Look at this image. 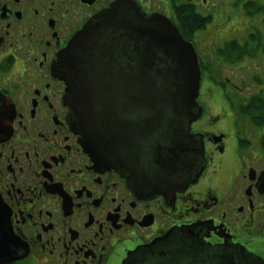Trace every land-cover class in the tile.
<instances>
[{"label":"flooded vegetation","instance_id":"1","mask_svg":"<svg viewBox=\"0 0 264 264\" xmlns=\"http://www.w3.org/2000/svg\"><path fill=\"white\" fill-rule=\"evenodd\" d=\"M118 1L176 26L185 3L0 0V96L8 102L0 111L9 118L0 136V198L26 247L18 263L122 264L138 250L143 255L135 264H180L169 249L182 240L195 244L202 264H264V157L255 154L252 135H237L235 127H191L203 143L198 180L184 192L150 199L83 152L68 123L66 87L52 67L70 38ZM187 2L197 11L207 4ZM220 41L215 34L210 48ZM241 143L247 146L242 152ZM213 175L217 184L231 177L224 190Z\"/></svg>","mask_w":264,"mask_h":264},{"label":"water","instance_id":"2","mask_svg":"<svg viewBox=\"0 0 264 264\" xmlns=\"http://www.w3.org/2000/svg\"><path fill=\"white\" fill-rule=\"evenodd\" d=\"M126 10L132 11L129 16ZM53 73L68 86L71 125L95 161H116V154L124 150L136 174L132 185L137 188L141 179L146 186L153 183L152 193L194 183L202 166L201 150L189 137L188 127L201 113L195 104L200 73L193 48L168 21L158 16L145 21L126 5L114 6L75 36L59 55ZM121 127H141L139 131L148 135L133 137L128 132L126 143L120 145ZM5 130L0 127V133ZM146 146L154 152L147 156L148 165L139 166L145 156L141 148ZM191 148L195 164L179 174L178 159ZM175 180L180 182L175 185ZM19 247L0 200V264L20 259Z\"/></svg>","mask_w":264,"mask_h":264},{"label":"rangeland","instance_id":"3","mask_svg":"<svg viewBox=\"0 0 264 264\" xmlns=\"http://www.w3.org/2000/svg\"><path fill=\"white\" fill-rule=\"evenodd\" d=\"M184 2L188 3L187 0H184ZM192 2L196 5L201 4V0H192ZM257 4H259L258 5L259 8H257V6L252 7V5L251 6L246 5V3L242 0L235 1V2L234 0H227L226 2H224L223 0H207V4L205 3V5H202L203 8H201L202 11H200L199 16L202 14L203 16L206 17L208 12H213L212 14L213 20L211 24L207 26V28L210 29L208 34L207 32H205L206 33L205 34L203 31L198 32V33H202L200 35V38H197L196 40L198 47L201 49V48H204V46H206L205 47L206 55L211 58L212 54H211L210 46L213 44L214 35L215 34L218 35L221 41H223L220 45L216 46L215 49H217V48H221L226 42L229 41V40H225V38H228L230 35H232V33H237V32H242L243 38L244 37L246 38L244 39V41L250 46H254L258 43L262 45L261 41H263L264 43V0H258ZM254 8L256 9L257 12L255 14H251L253 13ZM258 9H261V10L258 11ZM187 10L188 12H191V9L189 8V6H187ZM255 21H259V24L257 26L255 25ZM252 35H258V38H259L258 42H256V39H254ZM207 46L209 49L207 48ZM199 48H197L198 51L200 50ZM256 56L257 57L260 56L261 59H264V51H261L259 49L258 52L256 53ZM208 57H205V58H208ZM246 64H247L246 62H242L238 66V68L239 67H241L242 69L245 68V70H237L236 73H233L232 70L227 67L228 64L222 62V64H220L217 68L218 76L223 79L236 76L238 79H241V81H243L242 79L249 78V82L247 86H249L250 88H254L253 85H256V88H257L258 85L255 84L252 79L253 77H257V76L259 79H264V65H261L260 67H258L257 65L254 66L253 64H251L250 70L254 71L253 72L254 76L252 75L249 77L248 74L252 72L248 71L249 67ZM213 81H214V84L218 86L217 79L213 78ZM204 83H205V78L202 81V88L204 86ZM240 84L241 83L238 82L237 80L236 86L239 87ZM227 86L229 90H232L231 84ZM212 92L214 93L213 90ZM242 92H243L242 95H244L243 89H242ZM208 93L210 92L207 91L206 94ZM221 94H224L223 90H221ZM214 95L216 96L215 93ZM239 98H242V96H240ZM218 99L220 100L219 97ZM219 100L214 99L212 103V106H213L212 115H211L210 110H207L208 106L206 105V103L202 102L206 109L202 120L205 121L209 117L213 116V118L211 117L208 120V122L205 121L207 122L206 127L208 126L210 127H233L232 119L230 116L227 121L224 120V122L216 123L219 118L215 117V115L219 112L224 114V112L220 110L221 109L220 103L222 102L221 100L220 101ZM259 147L263 149V143H259ZM254 151L256 155L261 154L259 151L257 152V150L255 149ZM249 158H252V157L250 156ZM213 177H214V185L219 187L220 189L222 188L223 190L225 189V185L229 182L231 178L230 176L227 177L226 182L224 184H222L223 181H220L219 184H217L216 181H218V177H215L214 175Z\"/></svg>","mask_w":264,"mask_h":264},{"label":"trees","instance_id":"4","mask_svg":"<svg viewBox=\"0 0 264 264\" xmlns=\"http://www.w3.org/2000/svg\"><path fill=\"white\" fill-rule=\"evenodd\" d=\"M184 20H182V25L185 28L195 29L196 27H201V21L198 17L189 14H183ZM259 97L252 98L246 107H243L242 112L251 119L253 124L257 127H262L264 124V101L258 100Z\"/></svg>","mask_w":264,"mask_h":264},{"label":"bare ground","instance_id":"5","mask_svg":"<svg viewBox=\"0 0 264 264\" xmlns=\"http://www.w3.org/2000/svg\"><path fill=\"white\" fill-rule=\"evenodd\" d=\"M113 27H116V24ZM124 48L126 50H129V46H124ZM126 64H128L129 66H131L130 63H126ZM119 65H120V67H125V63L124 62H119ZM128 74H131V72L128 71ZM97 81H98V78L96 77L95 82H97ZM0 120H2L3 126H5L6 123H7V121H9V118L7 117V113H5L4 111H0ZM4 128H6V127H4ZM194 144L197 145V141L196 140H194ZM182 151L185 152L186 149L184 148V149H182ZM194 154H195V149L193 150L191 148L190 149V152L188 154L186 153L184 155H181V159L179 157L178 160L180 161V165L177 167L178 168V171H179V174H181V172H187V171H189L193 167V165L195 164V156H194ZM178 164H179V162L176 163L175 166H177ZM226 174H229V172H227ZM179 182L180 181L177 180L174 184L176 185ZM188 186H190V185L188 184L187 186H185L184 188H182L180 190V193L181 192H184L188 188ZM169 188L170 187H166V189H169ZM168 192L170 193L169 190H168ZM166 196H168V198L171 197V195H166ZM175 235H177V232L170 234V236H175ZM131 264H135V263L132 262ZM144 264H151V263H144Z\"/></svg>","mask_w":264,"mask_h":264}]
</instances>
